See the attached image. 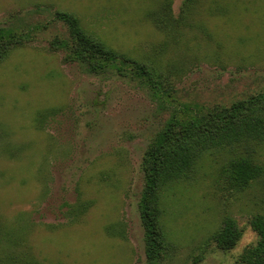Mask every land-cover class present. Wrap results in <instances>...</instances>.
Instances as JSON below:
<instances>
[{"label":"rangeland","instance_id":"obj_1","mask_svg":"<svg viewBox=\"0 0 264 264\" xmlns=\"http://www.w3.org/2000/svg\"><path fill=\"white\" fill-rule=\"evenodd\" d=\"M166 1L172 27L153 18ZM183 3L0 0V27L29 34L0 61V224L18 221L42 264H146L138 201L149 142L174 114L264 89V0H196L186 13ZM58 10L161 74V89L129 68L95 74L66 60L51 46L69 34ZM238 156L262 168L242 189L227 180ZM162 209L169 249L160 264H235L258 239L250 218L264 214V140L204 153L165 187ZM226 218L243 229L231 250L212 240Z\"/></svg>","mask_w":264,"mask_h":264},{"label":"trees","instance_id":"obj_2","mask_svg":"<svg viewBox=\"0 0 264 264\" xmlns=\"http://www.w3.org/2000/svg\"><path fill=\"white\" fill-rule=\"evenodd\" d=\"M196 0H184L182 12L192 8ZM163 15L153 17L159 26L177 24L164 2ZM55 20L68 30V37L55 36L51 46L63 50L65 59L79 62L91 73L110 69L128 70L150 88L163 86L162 75L144 61L116 51L102 39L83 27L80 19L68 11H56ZM29 38L28 33L0 27V61ZM127 71V72H129ZM264 140V89L230 106H219L195 115H172L147 145L141 169L143 189L138 212L144 229L146 264H160L169 249V241L162 223V192L169 183L187 177L197 160L206 152L232 147L248 141ZM227 180L236 189L247 187L259 177L262 168L246 156L229 161ZM78 214V213H77ZM252 229L258 234L255 243L245 248L235 264H264V214L250 218ZM19 222L0 224V264H42L29 255ZM20 226V225H19ZM243 229L233 218H226L212 240L222 250L233 249L241 239Z\"/></svg>","mask_w":264,"mask_h":264}]
</instances>
